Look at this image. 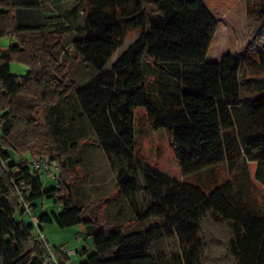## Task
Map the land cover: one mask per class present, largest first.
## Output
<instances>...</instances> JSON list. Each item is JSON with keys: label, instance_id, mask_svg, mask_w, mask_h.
Returning a JSON list of instances; mask_svg holds the SVG:
<instances>
[{"label": "trees", "instance_id": "obj_1", "mask_svg": "<svg viewBox=\"0 0 264 264\" xmlns=\"http://www.w3.org/2000/svg\"><path fill=\"white\" fill-rule=\"evenodd\" d=\"M76 1L85 3V34L72 47L91 71L82 84L54 58L68 27L46 28L53 16L48 24L18 21L17 10L40 9L41 0H0V37L15 39L0 53V264H42L48 244L32 231L43 223L80 225L91 239L75 263L55 248L59 264H264V205L253 185L264 189V75L247 77L244 66L256 52L264 71V3L245 4L232 34L235 43L244 34V46L227 50L229 33L203 0ZM129 30L139 34L116 55ZM214 46L219 60L208 61ZM11 60L27 74H12ZM137 107L154 129L169 130L184 176L224 163L232 176L205 193L145 164L133 153ZM87 143L115 172L117 192L103 200L119 205L120 219L95 212L102 198L74 202V158ZM27 152L55 163V187H44ZM140 191L145 205L136 201ZM43 198L60 209L37 216ZM150 218L157 223L138 226ZM165 240L173 242L168 251Z\"/></svg>", "mask_w": 264, "mask_h": 264}, {"label": "rangeland", "instance_id": "obj_2", "mask_svg": "<svg viewBox=\"0 0 264 264\" xmlns=\"http://www.w3.org/2000/svg\"><path fill=\"white\" fill-rule=\"evenodd\" d=\"M53 7H48L47 9H41L39 11L40 18H44L47 14L53 15L51 22L53 24H49L46 28L50 27L53 29L57 23H62L68 27L65 35L59 34L58 39L61 45L59 51L54 52V58L57 60L63 67V69L67 70L69 74L71 73L72 78H74L78 84H82L85 82L90 76L91 71L78 59L77 54L73 50L72 42L76 37H84V12L83 1L76 0H61ZM204 4L207 8L212 12V14L218 18V23L225 28L226 32L228 31V43L226 49L233 50L238 45L243 48L245 43L244 34L238 43H235V39L233 38V29L235 27H239L241 24L239 22V18L242 16L245 4L252 8L253 6L261 5L264 3V0H203ZM85 4V3H84ZM231 7V8H230ZM228 8H230L228 10ZM70 9V12H69ZM228 10L224 13V11ZM17 14L19 11H22V16L19 17V22H25L28 24H38L42 21L38 19V12L34 10H17ZM31 11V12H29ZM32 14L30 18H26V14ZM224 13V16H223ZM19 16V14H18ZM38 17V18H37ZM221 18V19H220ZM50 22V21H49ZM48 22V23H49ZM45 23H47L45 21ZM44 23V24H45ZM47 23V24H48ZM139 30H129L126 33V36L123 40V44L118 48L117 53L123 51L133 40L138 36ZM15 41V39L11 36H3L0 37V53L2 52L1 48H8L10 43ZM218 45V44H216ZM221 47H212L210 53L208 54V61L219 60L220 55L219 51ZM115 55V56H116ZM259 54L256 52L250 54L245 61V74L247 77H252L259 75L262 77L264 75L263 69L260 67L261 63L259 60ZM10 72L17 76H24L28 72V66L24 63L11 60L10 61ZM43 114L44 111L39 108L36 112L34 119L39 123L43 122ZM134 136H135V144H134V155L145 162V164L154 168L155 170L169 176L172 179H175L181 183L191 184L200 187L205 193H208L211 189L214 188L216 183H219L229 177L232 176V172L228 169L226 164H220L213 168H208L202 170L197 173H192L189 175H183L181 172V168L177 158L175 157L170 133L167 128L154 129L148 120L146 109L144 107H137L134 109ZM97 151H101L98 146H93V153H90V149L82 150V152L77 154L74 158L77 159L79 156L83 157V160H78L74 164L72 168L70 183L73 184L72 193L74 194V190L77 185H82L85 193L90 194V198L86 199L85 203L88 205L91 201L96 200L98 198H102L99 203L94 205L95 212L100 213L104 217L113 218V216L122 218L121 214L118 213L119 205L114 206L112 201L106 203L104 197L99 195L101 188L99 186V174L96 172L99 171L100 167L104 166V160L101 158V153ZM12 159L18 160L20 155L14 152L13 149L10 151ZM93 155V156H92ZM40 156H44L43 154L31 156L30 153H26L23 157L27 160V162L31 163L33 158H37ZM93 159L96 165H92L88 163V159ZM77 162H81L77 164ZM251 172L253 173V165L250 166ZM40 179L44 185V187H55L57 185V181L59 180V171L56 168L54 162L50 161L49 170H40L39 171ZM254 191L256 196L259 199V202L264 205V189L261 185H259L256 181L253 180ZM108 190L111 189V183L108 184ZM113 190V189H111ZM115 196V187L112 192ZM111 196V195H110ZM97 197V198H96ZM107 197V196H106ZM90 200V201H89ZM89 201V202H88ZM136 201L139 205H145L147 202V198L145 197L142 191L136 194ZM35 214L39 216L41 213L47 212H55L58 208L59 204L55 201V198H43L35 201ZM108 205V206H107ZM107 206V207H106ZM123 218L126 220L133 218V211L128 206V204L124 205ZM28 221L33 222L31 218H28ZM157 223L156 218H150L142 222L139 227L147 228ZM127 225V224H125ZM128 227L136 226L135 222L129 221ZM42 230L38 231V228L35 227L32 231V234L39 235L41 239L48 240L49 247L55 251V248H62V252L65 250H72V263L78 262L81 260L83 255L81 254L82 248L86 247L90 249L91 239L86 235L83 228L80 225H72L67 227H60L55 223H43ZM220 230L223 231L222 227H219ZM167 243L173 244L170 240H165L160 243V246L166 251H168Z\"/></svg>", "mask_w": 264, "mask_h": 264}, {"label": "crops", "instance_id": "obj_3", "mask_svg": "<svg viewBox=\"0 0 264 264\" xmlns=\"http://www.w3.org/2000/svg\"><path fill=\"white\" fill-rule=\"evenodd\" d=\"M42 1V7L40 9H33L34 11H37L38 12V16L39 18L41 17L40 14H39V11L41 9H47L48 7H53L55 6L56 4H58L59 2H62L61 0H41ZM20 10H24V9H20ZM18 12V11H17ZM31 12V11H29ZM69 12H70V9H69ZM19 14V16H18ZM16 13V16L18 18V21H19V17L22 16V11H19V13ZM32 14H29L27 13L26 16H25V19L26 18H30ZM49 16H53L51 14H47L46 16H44V18H40L38 19L39 21H42L38 24H44L45 21H46V17H49ZM38 18V17H37ZM21 23V22H20ZM22 24H28V23H25V22H22ZM2 49V52H5L8 48H1ZM93 146L94 144H82V146L80 147V150H79V154L82 152V150H85V149H90V153H93L94 155V152L92 151L93 150ZM97 145H95L96 147ZM99 147V146H98ZM99 149L101 151H97L96 150V153L99 152L101 153V158L104 160V166L103 167H100L99 171L96 172V174H99V178H98V181H99V186L101 188V191L99 192L102 197L104 198H108L110 197V195L112 197H114V195H112L113 191H114V187H115V194L117 192V186H116V179H115V172L113 171V169L111 168L109 162H108V159L106 157V155L104 154V152L102 151V149L99 147ZM92 155V156H93ZM76 161L78 160H83V157L79 156L77 159H75ZM91 160L93 159H88V163L92 164V165H96L93 161L91 162ZM81 162H77V164H80ZM109 182L111 183V189L113 190H108V184ZM76 191H74V194H73V198H74V202H76L77 204L79 205H86L84 204L86 201V199H89L90 198V194L87 192L85 193L83 190V186L82 185H77L76 187H74ZM107 196V197H106ZM97 198V197H96ZM90 201V200H89ZM88 201V202H89ZM113 202V200H112ZM110 203V202H109ZM108 203V205H109ZM107 207V206H106ZM60 208L58 206V208L56 209V211H58ZM35 213V211H34ZM118 213L120 214L121 212L118 211ZM44 229L43 227H41V230ZM47 244H48V240H46ZM49 245V244H48ZM58 248V247H57ZM68 257H70V261L72 262V254L71 255H68Z\"/></svg>", "mask_w": 264, "mask_h": 264}, {"label": "built area", "instance_id": "obj_4", "mask_svg": "<svg viewBox=\"0 0 264 264\" xmlns=\"http://www.w3.org/2000/svg\"><path fill=\"white\" fill-rule=\"evenodd\" d=\"M49 164H50V160L45 157V156H40L37 158H33L31 163H30V167L32 170H49ZM65 254L67 255H71L73 254L72 250H65L63 251ZM42 264H59L56 258V254L55 251L53 249H51L49 247V245L47 246V254H45L42 257Z\"/></svg>", "mask_w": 264, "mask_h": 264}]
</instances>
